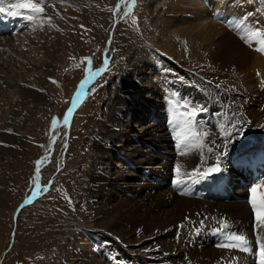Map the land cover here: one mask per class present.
Masks as SVG:
<instances>
[{"label": "bare ground", "instance_id": "6f19581e", "mask_svg": "<svg viewBox=\"0 0 264 264\" xmlns=\"http://www.w3.org/2000/svg\"><path fill=\"white\" fill-rule=\"evenodd\" d=\"M10 2L15 0L0 4V8H5L0 12V42H3L0 44V152L23 156L26 133L18 122L21 111L18 104L24 101L22 97H15L20 90L19 93H31L36 98L46 95L43 76L50 71L42 58L39 67L44 75L37 74V59L32 51L39 53L43 49L46 54L49 50L45 35L48 23L40 17L30 21L27 10L10 8ZM148 6L147 11L154 20L144 25L143 33L148 34L158 54L143 53L123 62L118 80L108 91L104 120L95 132H89L91 159L78 192L82 191L80 196L84 200L81 201L98 209V217L86 225L87 234L96 237L98 246H102L100 250L109 249L112 253L111 262L108 258L106 264H224L221 258L227 260L231 255L239 256L240 264H258L259 257L253 255L252 246L256 235L264 238V230L257 227L256 219L257 211H264V199L257 195L259 183L244 184L239 179L248 171L247 163L243 166L230 163V171L225 174L227 179L216 185L197 179L193 170L204 171L208 163L216 161L215 151H231L222 147L225 132L231 131L230 124L247 122L243 124L246 139L242 137L237 142H243L245 160L264 141V54L254 50L264 47L261 44L264 35L245 36L253 45L250 47L240 38L244 34L237 33L227 23L228 20L233 25L239 23L246 13L252 12L248 26L254 28L255 21L259 20L260 27L264 28V11L257 13V6L247 4L246 0H155ZM13 11H20L21 15H11ZM20 31L25 35L18 37ZM130 32L124 34L123 41L131 38ZM131 41L134 39L121 49H126ZM103 65L88 70L87 79L96 80L92 72ZM188 70L197 71V78L190 76ZM30 75L36 77L32 83L26 78ZM85 78L86 74L78 85ZM217 83L222 85L219 89L215 87ZM78 85L69 104L72 107L69 123L89 86L77 97ZM3 87L12 89L5 97ZM3 97L7 100L1 101ZM257 100L260 102L256 103ZM184 101L205 106L208 111L197 117L199 123L191 127V132L177 112L178 126L173 131L175 105ZM28 105L24 103L22 108ZM135 106L141 108L136 111ZM4 107L8 108V114ZM29 121L26 122L29 124ZM198 129L209 133L208 141L203 142L202 148L193 147L195 140L187 141L184 148L187 154L181 155L180 141ZM209 147L214 152H208ZM236 155L231 151L229 160ZM185 172L188 175H183ZM151 175L164 183L147 182ZM177 178L184 181L183 191L165 187L168 181L173 186ZM228 179L230 187L226 185ZM220 186L227 191L224 197L229 199L217 191ZM234 194H251L256 211L245 200H233ZM201 220L205 224L197 234L193 229L200 226ZM178 223L183 227L177 228ZM221 224H227L230 233H240L250 239L252 250L229 252L200 239L206 229ZM57 233L61 236L60 231ZM81 236L79 243L69 242L65 248L68 261L75 262L83 254L86 261L98 264L95 246L85 234ZM140 236H144L143 242L147 244L151 239H158L163 246L149 255L142 253L136 243Z\"/></svg>", "mask_w": 264, "mask_h": 264}, {"label": "rangeland", "instance_id": "374dc122", "mask_svg": "<svg viewBox=\"0 0 264 264\" xmlns=\"http://www.w3.org/2000/svg\"><path fill=\"white\" fill-rule=\"evenodd\" d=\"M154 1L136 0L134 8L128 10L130 15L127 19H122L127 9V0H51V3L44 5L46 15L51 17V23L43 21L48 23L45 35L49 50L46 54L43 49L39 53L34 50L32 54L37 59L35 66H38V75H44L40 71L39 66L42 64L39 61L45 58L47 62L50 74L43 76L46 95L44 98H36L31 93H19L21 90L16 97L13 94L15 98L22 97L24 103L29 104L26 108H22L24 103L18 104L21 110L18 122L26 133V153L23 156H11L0 152V264H91L83 254L75 262H69L64 251L69 242L79 243L81 235L89 237L86 225L98 217V209L84 203L80 196L82 191L78 192L79 185L86 179L84 171L91 159L89 132H95L104 120L103 108L108 100V91L118 80L123 62L143 53L152 56L158 54L152 46L155 44H150L148 34L143 33L144 25L154 20L148 12L149 2ZM34 2L38 3L39 0ZM118 4L120 7L117 9ZM254 4L264 9L260 0H255ZM132 17H135L136 23H132ZM24 31L17 33L18 37L24 36ZM125 31H131L133 35L129 34L131 38H126L124 42ZM132 39L135 42L131 41L126 49H121ZM85 57L91 58L90 64L83 62ZM106 57L109 61L108 70L96 76V80L89 84L84 99L74 108L72 121L65 124L64 116L69 100L85 74V67L88 70L97 67L104 63ZM196 73L193 70L188 74L197 78ZM31 76L26 77L30 83L36 80L35 76ZM50 77L57 83H51ZM10 88L3 87L4 97L11 92ZM4 97L1 101L7 100ZM139 108L141 106H135L134 109L137 111ZM7 109L4 111L6 114L9 113ZM53 118H56L55 125ZM28 119L29 124L26 122ZM37 161L41 163L37 165ZM43 186L47 187V191H39ZM34 191L36 195L32 196L31 203H26ZM178 191H183V187ZM178 225L177 228L181 224ZM59 231L61 236L57 233ZM142 237H137L136 242L142 253L149 255L163 246L157 242L158 239H151L150 245L143 242ZM89 238L95 246L98 264H106L105 261L112 253L109 249L100 250L102 246H98L96 237ZM117 260L120 261V258Z\"/></svg>", "mask_w": 264, "mask_h": 264}, {"label": "snow or ice", "instance_id": "6c2138e0", "mask_svg": "<svg viewBox=\"0 0 264 264\" xmlns=\"http://www.w3.org/2000/svg\"><path fill=\"white\" fill-rule=\"evenodd\" d=\"M255 0H246L247 4H252L254 3ZM4 3V0H0V4ZM51 3V0H39V2H34V0H15V2H10L9 7L13 9H18V10H27L28 15L27 19L35 20L36 18L40 17L42 19H46L49 23H51V17L46 16V10L44 5ZM260 3L264 5V0H260ZM136 4V0H127V9L125 11L124 17L122 19H127V17L130 15L129 11L130 9L134 8ZM53 7H55L53 5ZM120 7V5H117V9ZM5 11V8H0V12ZM264 11V9L257 8L256 12L261 13ZM11 15H21L20 11H13L10 13ZM115 14V13H114ZM253 16L252 12H248L245 14L243 18H241V21L236 24H232L230 20L227 21V23L230 25L231 28L238 30L239 33H243L244 35H241V39L243 42L252 47L253 45L250 43L248 39H245V36L250 35L252 38L260 37L261 35H264V28L260 27L261 22L259 20L255 21V27L250 28L248 26V18ZM222 22H225V20L222 18ZM132 23H136L135 17H132ZM81 28L84 31H87L86 28H84L83 25H81ZM261 44H264V40H261ZM255 51L264 54V47H255ZM83 62L87 65L91 63V58L90 57H85L83 58ZM108 59L107 57L104 60V67L99 70H95L92 72V76L96 77L100 75L103 71H107L108 68ZM87 73H88V68L87 66L85 67V74L86 78L81 81V83L78 85V91H77V97L80 95L81 91L89 85L92 81L87 79ZM183 79V78H181ZM51 83H57L55 80H52V78H49ZM207 83L211 84L213 83L212 81H208ZM222 85L220 83L215 84V87L219 89ZM95 89H93L94 91ZM40 91H43L42 89ZM229 107H231L229 105ZM175 111L173 112V131H175L177 125V112L179 113V119L183 120L186 125H189V132H191V127H194L199 121L197 120V117L200 116L202 113H206L208 109L205 106H197L194 104H190L187 101L184 102H178L175 105ZM72 114V107H69L67 112L65 113L64 116V123L68 124L69 122V117ZM187 117V119H185ZM56 123V118H53V125ZM247 123L246 121L238 123V124H230L231 131H226L225 132V137H224V145L222 146L225 149H231V151H235L237 153L236 157L232 160H229V156L231 151H215L213 147H209L207 149L208 152L212 153L214 152L216 156V163L209 166L206 171H203L202 169H194L193 171L196 174L197 179H203V180H208L210 178L216 179L219 181H224L227 179V176L225 175L230 171V168L228 165L231 164H237L240 166H243L246 163L245 160V152L243 150V142L237 143L238 141H242L241 138L244 137L246 139V135L244 133V128L243 124ZM7 131L11 132V129H8ZM209 138V133L204 132L203 130L198 129L196 132L191 133V135L186 136L183 140L180 141V154L181 155H186L187 153L184 151V148L187 147V141L189 140H195L196 142L193 144V147L195 148H202L204 146L203 142H207ZM55 141L53 140L52 143ZM201 156L203 158V153H201ZM202 159V163H203ZM37 165L41 163V161L36 162ZM39 171V168H37V172ZM176 172L179 176L180 173V168L177 166ZM183 175H188L187 172L183 173ZM34 180L37 179V177H33ZM184 184V181L177 178L173 180V186L176 188H180L181 185ZM39 191H47V187L43 186L39 188ZM252 191H255V188L252 189ZM181 194H184L183 192ZM36 195V192L34 191L32 195H30L26 203H31L32 201V196ZM23 207V205L21 206ZM253 209L256 211L255 204H253ZM199 215V214H198ZM207 219V218H205ZM257 227L259 229L264 230V211H257ZM191 223V221H189ZM205 220H201L199 222V227H196L193 229L195 233H199L201 228L204 227ZM181 228L183 225L180 226ZM228 227L227 224H221L220 227L217 229V231H222ZM139 232V230H138ZM256 245L258 246V252L254 251V254H257L259 257L258 264H264V238L261 236H257ZM217 247L227 249L229 252H243L247 253L250 250L249 247V240L248 238L240 233H229L227 236V241L221 244H218ZM222 261H224V264H240L241 258L237 255H231L227 260H225L223 257L221 258Z\"/></svg>", "mask_w": 264, "mask_h": 264}]
</instances>
